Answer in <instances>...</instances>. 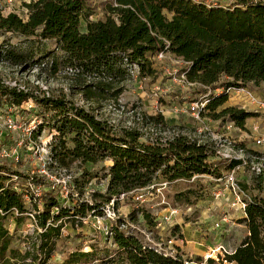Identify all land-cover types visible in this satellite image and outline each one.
Instances as JSON below:
<instances>
[{"label": "trees", "instance_id": "16d2710c", "mask_svg": "<svg viewBox=\"0 0 264 264\" xmlns=\"http://www.w3.org/2000/svg\"><path fill=\"white\" fill-rule=\"evenodd\" d=\"M114 2L116 5H109L105 18L97 20L89 19L84 0H30L23 3L25 17L0 12V35L11 32L26 39L53 40L61 52L60 56L53 55L48 70L53 75L62 72L66 92L60 90L57 95L36 98L51 113L48 123L56 132L49 144V164L69 170L73 163L80 167L111 161L104 191H92L91 200L77 201L72 207L62 206L57 198L66 183L56 181L52 174L30 177L32 184L41 187L38 195L30 196L39 230L22 237V249L13 245V235L5 221L13 208L18 213L26 211L24 194L5 186L6 176L0 174V264H90L94 250L72 251L62 262L51 261L63 217L70 221L85 217L88 212L99 214L112 198L121 193L134 194L159 179L171 183L189 179L193 174L218 175L220 162H227V169L236 164L224 159L210 160L207 146L197 145L182 135L165 143L144 141L136 127L112 123L100 110L109 101L119 105L126 82L133 78L134 64L138 65L139 79L156 75L151 58L162 49L159 37H164L170 42L171 52L190 62L188 80L219 89L211 94L206 115L244 128L245 121L255 112L223 105L229 87L264 86V0H236L227 7L202 0ZM82 20L84 30L80 29ZM42 59L26 63L25 55L12 45L0 44V61L22 69L37 65ZM2 93H9L16 104L28 98L27 93L14 90L4 89ZM75 96L80 97L82 104L72 100ZM142 115V125H167L160 113ZM0 171L10 172V167L0 163ZM89 175L82 168L68 182L70 195L84 189ZM261 180L258 187L264 185V177ZM190 193L189 188L176 192L174 199L187 202ZM53 208L56 212H52ZM139 213L145 223L154 225L149 213ZM14 218L17 223L22 220ZM128 219L138 222V212H130ZM239 222L247 230L240 243L217 260L206 258V264H264V198L257 194L250 197ZM127 223L118 217L109 230L117 247L109 264H188L179 253L170 255L143 243ZM122 224L125 229L120 228ZM196 260L201 262L202 258Z\"/></svg>", "mask_w": 264, "mask_h": 264}, {"label": "rangeland", "instance_id": "374dc122", "mask_svg": "<svg viewBox=\"0 0 264 264\" xmlns=\"http://www.w3.org/2000/svg\"><path fill=\"white\" fill-rule=\"evenodd\" d=\"M30 0H0V12L6 15L9 12L25 17L26 9L24 2ZM114 0H84L85 10L90 20L104 19L108 14V7ZM206 3H216L223 7L232 6L236 0H202ZM81 30L85 29V22L81 21ZM7 43L12 45L16 51L25 55V62H31L36 58L43 57L45 63L39 70L30 71L28 79L29 87L42 89L47 86L49 93L57 95L60 90H65V78H62V72L53 75L49 72V61L53 55H61L56 49L53 40H41L37 37H25L11 32L0 35V44ZM41 62V63H42ZM47 63V64H46ZM156 75L142 79L131 78L125 84V89L119 96V105L116 103L105 104L100 110L104 116L116 120L117 123L126 125L133 121V114H155L157 111L162 114L167 125L179 127L193 131L197 124L195 120L185 111L184 106L193 98L196 89L187 88L177 79L174 70L177 66L170 60H161L153 63ZM6 67V66H4ZM0 69V75L7 78V73L11 72L10 66L6 70ZM24 69L19 66L16 71ZM35 76V77H33ZM12 77V76H11ZM36 86V88H35ZM258 96L264 97V86L251 88ZM230 103L233 106H241L234 93L230 94ZM40 98V97H38ZM78 104H82L80 97L72 98ZM35 107L31 111H19L17 113L16 129L6 131L3 128V120L9 111V114L15 113L14 110H8L10 107L6 100L0 97V133L5 132L0 145H5L10 149L15 148L19 153V160L9 159L11 169L19 172V179L12 185L16 190L24 194L26 211L35 214L34 207L30 203V196L40 192L37 184L30 182V177L40 176L41 174H52L56 176V181L66 183L63 186V193L58 195V201L62 206L72 207L77 201L91 200L90 193L98 190L103 192L107 182V168L111 164L110 160H105L97 164L85 163L78 167L73 163L69 170L52 166L49 163V144L55 130L48 123L50 112L43 106L34 101ZM228 105L227 101L223 106ZM15 115V114H14ZM23 115V118H21ZM135 116V115H134ZM203 120L214 131H219L225 138L235 141L244 147L245 153L249 158L252 156L264 157V114L255 112V116L245 121V127L239 128L232 122L213 120L210 116L203 114ZM143 120V119H142ZM258 126L255 129V126ZM34 126V127H33ZM40 126V129H39ZM145 126V125H144ZM33 132L27 135V128ZM149 132V131H148ZM261 136L263 142L256 144L254 138ZM217 160V159H216ZM215 162V161H214ZM219 162V161H217ZM227 162H220L219 174H208L197 177L192 181H175L166 185L160 184L163 180L159 179L153 184V187H147L141 190L135 198L134 194H127L122 200L117 201L115 210L119 217L127 220V226L132 228L140 237L143 243L157 246L159 249L170 255L179 253L187 260L188 264H206L205 260L211 257L217 260L222 257L225 251L231 252L237 246L241 239L246 235V226L239 222L243 215L238 207V201L235 192L231 188L226 176L229 169L225 168ZM82 168L90 172L89 180L84 189L79 193L70 195L68 182L73 177L78 176ZM209 175V176H208ZM233 175L239 188L244 193V198L257 194L264 198V185L258 187V182L262 183V175H253L249 166L244 165L235 169ZM212 177V178H211ZM220 177L216 181L213 178ZM191 189L187 202L174 199L176 192ZM40 203L38 208H40ZM176 208L177 214L173 217L171 226H164V216H169V209ZM56 208L52 212H56ZM143 210L149 213L153 218L154 225L149 226L145 223L139 213ZM138 212V222H129L130 212ZM15 217H21V222L17 223ZM221 216L226 217V221L215 226V222ZM63 226L61 236L56 240L55 250L51 258L52 262H62L64 258L72 251L86 252L94 250L95 257L90 264H109L108 260L112 258L117 247L112 241L110 228L113 221L105 217L104 210L101 213L92 214L88 212L85 217L77 216L76 219L68 221L63 217ZM5 226L9 233L13 235V245L23 248L22 237L38 230L33 220L22 214L11 213L5 221ZM125 229V227H122ZM171 240L169 243L168 241ZM116 256V255H115ZM201 257L202 261L197 262L196 258Z\"/></svg>", "mask_w": 264, "mask_h": 264}, {"label": "built area", "instance_id": "2783aa9c", "mask_svg": "<svg viewBox=\"0 0 264 264\" xmlns=\"http://www.w3.org/2000/svg\"><path fill=\"white\" fill-rule=\"evenodd\" d=\"M113 5H116V3L113 1ZM216 5V3H212ZM219 5V4H218ZM159 39L162 42V49L159 50L155 55L152 56V62L161 61V60H170L172 63H174L177 68L174 70V74H177V79L179 82H181L183 85H185L187 88L190 89H196L194 91L193 98L187 103L186 106H184L185 111L188 112V114L195 120L197 126L193 131H189L186 129H181L179 127H171L170 125L166 126H153L148 125L144 126L142 125V114H133V121L130 123L128 122L126 127H136L140 132H142V140L152 142V141H158L160 143H165L167 141L172 140L174 137L182 135L185 136L189 141L195 142L197 145L203 144L207 146V148L210 150L211 155L209 157L210 160H216V159H224L227 161H232L236 163L234 166H232L226 176L227 182H229L231 188L235 192L237 201H238V207L244 212V207L246 203V199L244 198V193L239 188L235 181V176L233 175L235 169L239 168L240 166L248 165L250 172L253 175H262L264 174V157L263 156H252V158H249L247 154L245 153L244 147L240 146L235 141L229 140L224 137L222 133L219 131H214L211 126H209L205 121L203 120V114L206 112V105L210 99V96L212 93L219 91L218 88L212 89L207 85L201 84L200 82L196 81H190L186 77V72L188 70V66L190 64L189 61L184 60L182 57L177 56L175 53L171 52L169 49L170 42L164 37H159ZM45 63H39L37 65H34L32 67H26L22 71H16V65H11L6 61H0V69L4 66V70L9 68L8 66H12L10 68L11 72L9 74L12 76H9L8 73L7 78L5 76L0 75V97L7 101L9 104L8 110H14L15 113L9 114L7 111V114L3 120V128L6 131H13L16 129V121H17V113L19 111H31L35 107L34 101H36V98L43 96H49V90L47 89V86H44L42 89H34L29 87L28 79H30V71L39 70L41 67H43ZM31 69V70H30ZM139 68L138 65L134 64L131 69V74L133 78H138ZM35 77V76H33ZM32 81V79H30ZM36 88V86H35ZM14 90L16 92H23L28 94V98L26 100H23L20 104H16L15 102L11 101L9 98V93H2V90ZM226 92H228V98H230V94L234 93V96L236 99L239 100L241 103V108L250 110L252 112H259L264 114V97L256 95L251 89L247 87H229ZM114 103L112 101H109V103ZM118 102H120V98H118ZM20 113V112H19ZM156 113H159L158 111ZM155 113V114H156ZM15 114V115H14ZM135 115V116H134ZM21 118H23V115H21ZM112 123H117L116 120L111 119ZM34 127V126H33ZM257 125L255 126V129H257ZM149 131V132H148ZM33 132V130L29 127L27 128V135H30ZM5 132L0 133V142L1 139L4 138ZM254 141L256 144H261L263 142V139L261 136H258L254 138ZM9 159L18 161L19 153L18 151L13 148L10 149L5 145H0V163H6L10 167V172H3L0 171V174L6 176L4 185L11 187L16 190V188L12 185V181L16 182L19 179V173H14L17 171H14L11 169V166L9 165ZM205 176V174H193L189 179H177L175 181L180 180H186V181H192L197 177ZM209 176V175H208ZM212 178V177H211ZM214 180L218 181L221 178L220 177H214ZM174 181V182H175ZM160 184L166 185L169 184L167 181H162ZM39 189H41L40 185H37ZM153 187V184L148 186ZM147 188V187H146ZM143 190V189H141ZM138 190L135 194V198L138 199V193L141 191ZM18 191V190H17ZM39 194V193H38ZM35 194V195H38ZM125 193L119 194L118 197L112 198L111 201L105 205L103 208L105 212V217L113 222L117 220L119 217V213L114 208V201L115 200H122L125 197ZM249 199V198H248ZM0 213L3 214V212L0 210ZM12 213L18 214L17 209H12ZM26 214L29 219L33 220L35 224V216L32 212L25 211L23 212ZM22 214V213H19ZM177 214L176 208L169 209V216H164V226H171V222L173 221V217ZM226 221L225 216H221L217 222H215V226H219L220 223H223ZM36 225V224H35ZM126 227V225L122 224L120 228ZM39 230V228H38ZM169 243L171 240L168 241ZM225 253H229L225 251ZM224 254V253H223Z\"/></svg>", "mask_w": 264, "mask_h": 264}, {"label": "crops", "instance_id": "0c3cea01", "mask_svg": "<svg viewBox=\"0 0 264 264\" xmlns=\"http://www.w3.org/2000/svg\"><path fill=\"white\" fill-rule=\"evenodd\" d=\"M229 101H230V99L228 98V99H227V103H228V105H231V104H229V103H230ZM251 118H252V117H251ZM242 214L244 215V212H243ZM243 215H241V216H243Z\"/></svg>", "mask_w": 264, "mask_h": 264}]
</instances>
